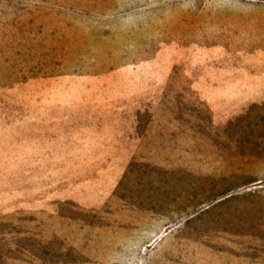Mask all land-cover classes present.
<instances>
[{"label":"rangeland","instance_id":"374dc122","mask_svg":"<svg viewBox=\"0 0 264 264\" xmlns=\"http://www.w3.org/2000/svg\"><path fill=\"white\" fill-rule=\"evenodd\" d=\"M0 264H264V0H0Z\"/></svg>","mask_w":264,"mask_h":264}]
</instances>
